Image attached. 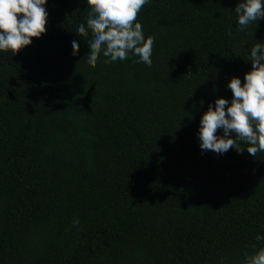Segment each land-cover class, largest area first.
<instances>
[{"label": "trees", "instance_id": "trees-1", "mask_svg": "<svg viewBox=\"0 0 264 264\" xmlns=\"http://www.w3.org/2000/svg\"><path fill=\"white\" fill-rule=\"evenodd\" d=\"M239 2L149 0L150 67L87 63V0H47L46 33L0 51V264H245L264 247V152L199 146L264 44Z\"/></svg>", "mask_w": 264, "mask_h": 264}, {"label": "clouds", "instance_id": "clouds-1", "mask_svg": "<svg viewBox=\"0 0 264 264\" xmlns=\"http://www.w3.org/2000/svg\"><path fill=\"white\" fill-rule=\"evenodd\" d=\"M149 0H87L90 9L86 24H80L77 33L89 36L87 63L95 68L102 54L105 63L123 61L133 54L137 62L152 65L155 38L145 37L137 22L139 12ZM47 0H0V51L13 55L29 46L33 39L47 31ZM238 27L245 30L252 22L264 18V0H240L235 7ZM73 55L79 51L77 41L72 42ZM252 68L244 74L243 83L237 77L229 80L227 87L231 101L217 98L199 121V141L202 151L223 154L230 149L238 153L246 150L255 157L264 152V44L251 48ZM222 130L223 134L218 135ZM241 142L247 145L242 147ZM79 220L74 219L73 225ZM257 241L264 237L257 235ZM245 253V264H264V247Z\"/></svg>", "mask_w": 264, "mask_h": 264}]
</instances>
